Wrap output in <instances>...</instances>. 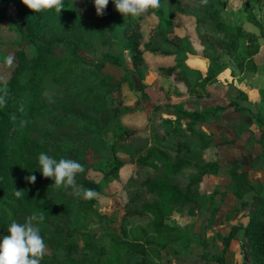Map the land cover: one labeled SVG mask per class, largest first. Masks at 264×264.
<instances>
[{
  "label": "rangeland",
  "instance_id": "obj_1",
  "mask_svg": "<svg viewBox=\"0 0 264 264\" xmlns=\"http://www.w3.org/2000/svg\"><path fill=\"white\" fill-rule=\"evenodd\" d=\"M222 1L226 22L243 27L247 34L233 53L201 44L203 35L211 34L216 40L224 36L211 27H196L195 18L176 15L183 27L177 28L175 34L186 37L180 43L187 53L182 65L194 85L192 91L155 74L159 66H172V57L146 52L148 71L140 79L124 36L128 17L115 10L113 0H109L103 16L96 15L94 0H63L65 6L60 13L46 10L44 38L48 42L61 40L50 60L59 61L57 70H66L70 76L58 81L62 77L52 75L46 91L48 98L42 100L41 112L33 121L40 131L32 134L42 143L39 154L43 152L57 160L71 158L84 165L85 172L76 178L78 185L86 178L100 183L102 194L97 196L96 208L103 216L84 214L79 198L63 187H52L54 181L43 178L38 164L35 184L28 183L22 171L21 184L15 190L24 191L23 195L17 198L14 191L0 202V240L8 235L13 220L23 223L26 217L42 212L45 219L39 227L47 252L41 264L54 260L90 263L112 251L117 241L145 244L147 256L141 257L149 264L245 263L237 240L223 253L222 237L229 236L234 226L247 222L255 194L264 200V0ZM5 12V17L0 18V83H6L11 76L22 37L15 25V8L8 7ZM159 13L166 17L169 9ZM157 23L152 16L143 21V48L149 45L150 28ZM27 51L30 57L35 54L33 46ZM253 51L257 52L252 56ZM9 58L11 64L7 63ZM115 58L120 64L113 62ZM126 76L134 80L137 91L124 80ZM202 82L204 87L200 89ZM231 102L238 103L241 110L229 106ZM220 105L227 108H217ZM122 107L134 111L119 113ZM179 109L206 112V121L194 126L204 134L203 140L180 139L172 133L174 127L182 130L189 122L178 120ZM29 115L24 124L31 127ZM162 116L170 118L162 121ZM122 126L139 130L143 138L125 148L127 154L121 159L126 166L120 175L106 180L102 173L114 167L109 147L114 145V134ZM178 141H191L205 161L218 163L219 171L206 175L196 187L202 193L200 211L195 214L189 207L173 211L167 223L181 229L160 239L149 229L148 222H122L127 200L123 185L134 170L128 155L156 144L177 155ZM233 171H247L255 191L238 197ZM183 173L186 177L194 174L188 170Z\"/></svg>",
  "mask_w": 264,
  "mask_h": 264
},
{
  "label": "trees",
  "instance_id": "obj_2",
  "mask_svg": "<svg viewBox=\"0 0 264 264\" xmlns=\"http://www.w3.org/2000/svg\"><path fill=\"white\" fill-rule=\"evenodd\" d=\"M223 5L222 0H160L159 8L149 9L146 14L138 17L128 16L124 36L135 72L140 79H143L144 73L148 71L146 52L162 58L172 57L175 63L172 66L157 67L154 70L155 74L160 78L171 79L174 83L184 85L192 91L194 85L191 84L182 65L187 53L180 43L186 37L175 34L177 28L183 27L182 22L176 19V15L195 18L196 27H211L214 32L224 36L222 40H216L211 34L203 35L200 38L201 44L229 53L237 51L240 39L247 34L243 27H234L226 22L223 17ZM8 7L16 10L15 25L22 37L14 56L15 67L11 76L6 83H0V98L4 101L0 104V202L20 186L22 171L26 176L35 175L38 166L37 156L40 147L42 149L43 146L32 134L40 131V127L37 125L36 128V123L34 124L33 121L41 112L42 100L45 102L48 98L46 91L51 85L52 75L62 77L57 79L58 81L70 76V72L66 70H57L58 65L61 64L59 61L53 63L50 60L61 40L48 42L44 38L46 10L34 13L24 6L21 0H0V18L5 17V10ZM167 8L169 15L166 17L159 13ZM151 16L157 18L158 23L150 28L148 35L150 43L143 48V21ZM30 46L35 48L32 57L27 51ZM256 52H251L252 56ZM113 62L120 64L118 58ZM124 80L130 83L132 90L137 91L131 77L126 76ZM198 87L203 89L204 83L202 82ZM229 106L241 110L236 102H231ZM217 108L227 107L220 105ZM133 111L134 109L130 107H122L119 113L129 114ZM29 114L32 116L29 122L31 127L24 124L26 123L24 119ZM176 114L180 115L178 120L184 118L189 122L182 130L174 127L173 134L180 139H204V134L197 132L194 126L206 121V112L179 109ZM165 118L162 116V121ZM52 135L57 139V136ZM142 138L137 129L123 126L118 129L114 134L115 143L109 147L114 167L109 172L102 173L103 179L108 180L120 175L121 170L126 166L125 161L121 159L122 155L127 154L125 148L133 146ZM175 150L177 155H172L156 144L143 149L138 148L128 155L133 159L134 170L129 181L123 185L127 196L123 224L136 221L148 222L149 229L162 239L181 229L167 223L173 211L181 212L185 207H189L195 214L200 211L199 196L202 193L196 191V187L203 183L206 175L218 174L219 165L216 162L205 161L193 149L191 141L186 143L178 141L175 143ZM185 170L193 171L194 174L186 177L183 173ZM232 178L238 182L239 189L235 191L238 197L242 198L246 193L255 191L247 171H233ZM82 185L94 189L99 195L102 194L99 182L86 178ZM254 196L256 199L249 205L247 222L234 226L229 236L222 237L223 253L230 248L233 241L237 240L240 243L244 253V264H264V200L257 194ZM96 203L97 197L87 201L79 198V207L84 214L102 217L103 215L96 208ZM160 245L167 246L165 243ZM89 246L88 244L84 249ZM123 252L126 255H123ZM144 255L147 256L145 244L117 241L112 251L102 253L96 261L86 264H149L141 257ZM50 264L67 263L54 260Z\"/></svg>",
  "mask_w": 264,
  "mask_h": 264
},
{
  "label": "clouds",
  "instance_id": "obj_3",
  "mask_svg": "<svg viewBox=\"0 0 264 264\" xmlns=\"http://www.w3.org/2000/svg\"><path fill=\"white\" fill-rule=\"evenodd\" d=\"M21 3L34 13L54 9L60 13L64 8L63 0H21ZM115 10L123 17H138L144 15L149 9H157L160 0H113ZM109 0H94L97 16H103ZM8 64L12 63L9 58ZM4 103L0 98V104ZM38 164L43 178L54 181L52 187L70 190L69 194L83 200H91L99 195L94 189L78 185L76 178L85 172V167L79 161L71 158L59 160L40 153ZM37 177L28 175L25 180L35 184ZM24 191L15 190V196L20 198ZM45 219L44 214L33 213L26 217L23 223L13 220L8 229V235L0 240V264H41L46 252L47 244L41 235L39 225Z\"/></svg>",
  "mask_w": 264,
  "mask_h": 264
}]
</instances>
